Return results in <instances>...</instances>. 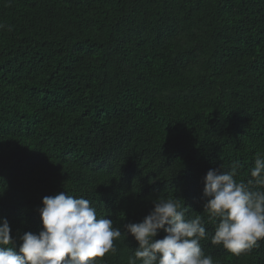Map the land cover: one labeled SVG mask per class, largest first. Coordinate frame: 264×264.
Wrapping results in <instances>:
<instances>
[{
	"label": "trees",
	"instance_id": "1",
	"mask_svg": "<svg viewBox=\"0 0 264 264\" xmlns=\"http://www.w3.org/2000/svg\"><path fill=\"white\" fill-rule=\"evenodd\" d=\"M264 152V0H0V221L39 234L45 196L86 198L123 231L163 196L201 214L215 264H264L211 237L210 169ZM166 235L161 231L157 239Z\"/></svg>",
	"mask_w": 264,
	"mask_h": 264
},
{
	"label": "clouds",
	"instance_id": "2",
	"mask_svg": "<svg viewBox=\"0 0 264 264\" xmlns=\"http://www.w3.org/2000/svg\"><path fill=\"white\" fill-rule=\"evenodd\" d=\"M239 161L230 170L210 169L204 178V213L218 221L211 237L240 255L264 240V152H257L250 179H236ZM39 234L26 232L13 247L8 220L0 221V264H100L97 258L116 252L114 241L122 231L107 217H99L91 201L65 191L42 199ZM153 209L138 223H124L138 247L127 264H215L200 241L207 238L203 216H186L180 199L160 196ZM163 231V239H157Z\"/></svg>",
	"mask_w": 264,
	"mask_h": 264
}]
</instances>
